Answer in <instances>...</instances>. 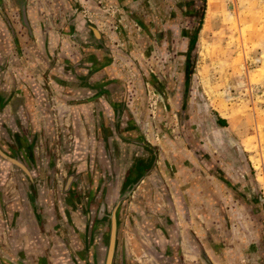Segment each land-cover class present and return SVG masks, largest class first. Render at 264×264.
<instances>
[{"label":"crops","instance_id":"1","mask_svg":"<svg viewBox=\"0 0 264 264\" xmlns=\"http://www.w3.org/2000/svg\"><path fill=\"white\" fill-rule=\"evenodd\" d=\"M0 1L15 33L0 17V148L18 155L35 183L0 159V264L92 263L87 237L83 256L76 249L79 207L92 199L85 190L105 191L110 207L131 179L115 264H260L261 222L211 171L225 162L232 174L224 182L243 190L234 146L247 151L211 103H186L184 61L201 47L206 22L207 48L226 51L225 84L240 78L263 89L247 108L264 124V75L253 84L247 70L251 62L252 71L264 68V0H228L225 15L221 0H206L203 16L202 0ZM229 19L240 22L237 32ZM238 51L245 57L234 70ZM194 63L192 83L203 89ZM158 100L175 104L178 127L159 120L153 128V109L159 119L168 112ZM208 110L212 123L191 121ZM209 128L212 136H200Z\"/></svg>","mask_w":264,"mask_h":264},{"label":"rangeland","instance_id":"2","mask_svg":"<svg viewBox=\"0 0 264 264\" xmlns=\"http://www.w3.org/2000/svg\"><path fill=\"white\" fill-rule=\"evenodd\" d=\"M228 0H221V2L218 4V8L219 11L218 13H223V15H225L224 13V9L226 8L224 5ZM230 4H232V2H230ZM202 5V4H201ZM202 7V6H201ZM205 10H206V0H205ZM205 13V11H204ZM222 17V16H221ZM228 18V17H227ZM224 20V19H223ZM221 20L220 25L223 26L225 25V22ZM230 20V19H229ZM231 23H227L226 25L231 26L233 29H235V32L238 31V26L240 24V22L238 21V19H231L230 20ZM206 23V22H205ZM204 24L205 30H204V38L201 40V47L199 49L194 50V55L192 56L193 58L185 60L184 63L185 65H189L188 66V70H187V99H186V103L188 105H190L191 108H198L197 104H201L203 109H209L208 107V103H211L212 106H214L217 110L218 113H221L222 116H226L227 120L229 121L228 123V128L230 130V133L232 135H234L236 137L237 142H239L240 144H243V147L246 149L247 153H245V155L241 156V152H239V150H237V145L234 146V149L237 151V156L234 158L237 160V166L242 165L243 167L240 168L239 166V173H235L233 171L234 176L237 177V183H239L240 181L243 183V190L245 195L249 196L247 197L249 202L254 201L258 207V216H256V213H253V210L251 209L250 206H247L248 209V215H249V220H251V222L253 221L255 224V220H258V223L261 222L260 224H262V228L264 231V124L259 120V115L260 112L258 110H255L253 108H247V106H249L250 103V96L251 94L253 95L252 97H256L257 96H261L263 89L261 87H255V89H253V92L250 91V89H248V84L246 83L245 80V75H243L244 77V84H240L239 81H241V79L239 78H234L232 84H225L226 81L225 79L227 78L225 76V71L229 68V62H226L227 60H225V50L223 49H215L214 47H212L211 49L207 48V45L205 43V41L207 40V31H208V27L210 26L209 24L206 26ZM246 32V28L242 29L241 33H240V37L238 36L236 41L237 43H240L241 39L244 37ZM212 36V35H211ZM217 38H222V35H217ZM238 46H240V44H238ZM259 52V51H258ZM258 55V54H257ZM237 56V57H236ZM236 56L234 58H236L233 62V69L235 70L237 66H239V63L241 62V60L245 57L244 53L242 54V51H238V53L236 54ZM227 58V57H226ZM233 58V59H234ZM232 59V60H233ZM189 62V63H188ZM191 62H195L194 63V70L193 73L195 74V68L197 67V62L200 63V66L198 67V71H199V77L201 79V84L203 86V89L205 88V92H204V96H202L201 93H203V89H199L198 88V84L197 81L195 80L194 83L193 82V77H191V72H190V68H191ZM253 68H255V62H251L250 64H248V68L247 70H250L251 72H254L255 75L251 76L250 82L251 83H259V77L261 78V76L264 75V68L259 69L257 71H252ZM230 70H231V66H230ZM246 71V69H245ZM233 73H237L236 71ZM258 77V78H256ZM233 78V77H232ZM243 82V80H242ZM240 85V86H239ZM229 86H231V92H232V97L229 93ZM262 90H260V89ZM226 89V90H225ZM231 97V98H230ZM260 98V97H259ZM155 101V98L153 99ZM231 102V105L228 103ZM258 102V101H257ZM156 103H158V105H162V109L161 111H168L166 112L164 115H162L161 113V117L159 119L158 117V111H156V109H153V111H155V116L153 119H151V122L153 123V128H155L156 125L159 124V120L161 122H163L166 125H172L174 126V128L178 127L177 126V119L178 117L176 116V108H175V104L171 105L172 108L165 109L164 108V103L163 101H157ZM261 103V102H258ZM153 107H156V104H153ZM259 108V107H258ZM172 110V113L171 111ZM170 111V112H169ZM168 115V116H167ZM167 116V117H166ZM215 119V115L213 114L212 111H205L204 115H198L196 117H194L191 121L193 123H200V122H204L207 124H210L214 121ZM236 129V130H233ZM241 129H243L244 131H242ZM246 129V130H245ZM241 130V131H239ZM203 131V130H201ZM207 132V133H206ZM205 134H203L202 132H200V136H212L210 135L212 133V131L210 130V128L208 130H206ZM172 135H174L176 138H181V135L179 136L178 133H175L174 131H171ZM237 134V135H236ZM163 136V135H162ZM161 138L164 139V136ZM223 139V136L221 137ZM245 157L247 159H245ZM233 170L237 169V166L233 165V163H231ZM12 168L15 169V171L19 172V174L23 175L26 178V175L20 171L19 169H17L16 167H14L13 165L11 166ZM246 168V169H245ZM241 175V177H240ZM235 177V178H236ZM54 186V183H52ZM240 185V184H239ZM56 186V183H55ZM242 190V191H243ZM85 194L87 195V189L85 190ZM102 196H100V198L97 200V202L95 201L93 205H88V207L86 206V211L84 212L83 210H79L78 212V216L79 218H81V222L83 223V227L81 228V231L78 230L77 234V238H76V249L79 250V253L81 256H83V250L85 247V243H84V237H87V243L86 245L88 246V248L90 247L89 244V230L85 231L84 230V223H85V219H91L92 217H97V210L98 207L100 205V203H104V207L106 206V215H110L111 211L113 210V205H115V202L117 201V199L121 196L119 195L115 201L114 204H111L110 207L107 206V193L104 191L103 193H101ZM130 195V193H129ZM128 195V196H129ZM127 196V197H128ZM84 198V196H83ZM98 198V197H97ZM96 198V199H97ZM232 199H234V197H231ZM94 200V199H92ZM228 202V197L227 200ZM96 203V204H95ZM121 207L120 206V210H119V217L121 215ZM91 213V215L89 214ZM252 216V217H251ZM257 217V218H256ZM107 218V217H106ZM105 218V219H106ZM263 222V223H262ZM109 222H108V218L106 219V221L103 224V229H102V237H100L101 239V244H104L105 247H103L102 249V253L100 254V256L98 254H96L97 256L95 257V259H93V262H89V264H103V259L105 256V248H106V244H107V238H108V228H109ZM255 226V225H253ZM259 228V227H258ZM261 228V229H262ZM256 229V228H255ZM258 229V233H259ZM254 231H251V233ZM95 236L94 232L92 233V236ZM90 236V237H92ZM92 248V247H91ZM253 249V251H256V247H250ZM246 249H249L246 248ZM245 249V250H246ZM261 249H257L256 252H259ZM262 251V250H261ZM78 252V251H77ZM262 254V253H261ZM264 254V253H263ZM251 257L250 254L248 256V258L250 259H255V256L257 255V253L255 252H251ZM259 255V262L260 260V252L258 253ZM256 260V259H255ZM248 264H252L251 262H249Z\"/></svg>","mask_w":264,"mask_h":264},{"label":"flooded vegetation","instance_id":"3","mask_svg":"<svg viewBox=\"0 0 264 264\" xmlns=\"http://www.w3.org/2000/svg\"><path fill=\"white\" fill-rule=\"evenodd\" d=\"M188 59L190 60L191 59V57L190 56H188ZM139 142H140V140H139ZM140 144V143H139ZM141 145V144H140ZM149 147H151L152 149H154L152 146H150L149 144H147ZM142 147H144V148H146V149H148L147 147H145V146H142ZM0 150L1 151H7V150H3L2 148H0ZM7 153H9V154H12V155H14L13 153H11V152H9V151H7ZM14 156H16V155H14ZM18 159H19V156L17 155L16 156ZM0 159L3 161V162H6L7 164H9L10 166H12V164L11 163H9L8 161H6L5 159H3L1 156H0ZM219 159H221V158H219ZM20 161H21V159H19ZM22 162V161H21ZM218 163V162H217ZM22 164L26 167V165L22 162ZM217 167H215V166H212L211 168V171L213 170L214 172H218V173H213L215 176H216V178H217V180H219L221 183H223V184H225L226 185V187L234 194V196L239 200V201H242L243 203H246V204H248V205H250V207H251V209L253 210V213L255 214L256 213V211H255V209H254V206L255 205H253V203L251 204V201L249 202V200H248V198H246V195H245V193H244V191H240L238 188H236V187H231L232 186V184L231 183H229L228 184V182H229V180H228V182H224V179H223V174L224 175H227V174H232L229 170H230V167H229V165L227 164L226 165V163L224 162V164L222 165V164H217L216 165ZM219 167V168H218ZM27 168V167H26ZM216 168V169H215ZM217 168H218V171H216L217 170ZM28 170V169H27ZM21 171V170H20ZM28 172H29V177L26 175V178H27V181H28V183L31 185V186H34V181H33V178H32V176H31V173H30V171L28 170ZM70 177H72V176H70ZM95 182V181H94ZM93 182V183H94ZM93 186V184H91L90 183V185H89V189H88V191H87V195H85V196H87L86 198L88 199V198H92V199H94V200H92L91 199V203H90V205H93L94 204V202L95 201H97L99 198H100V196H102L101 194H94L93 193V190H92V187ZM135 187H136V183L134 182V180L133 179H131V181L125 186V188L122 190V192L120 193V195H123L124 194V192L126 191V190H130V193H132L133 191H134V189H135ZM77 195H79L82 199H84L83 198V196H81V190L79 189V191H78V194ZM98 197V199H96ZM127 198V197H126ZM126 198L123 200V202H122V204L124 203V201L126 200ZM78 199V198H77ZM121 204V205H122ZM113 207H114V205H113ZM98 209H100L101 211H103L102 210V203L99 205V207H98ZM79 210H83V206H80L79 207ZM106 206L104 207V211L106 212ZM84 212L86 211V204H85V208H84V210H83ZM258 212V211H257ZM90 215H91V213H89ZM256 215L258 216V213H256ZM106 217H103V218H95V217H93V219H85V226H84V230L85 231H87V230H89V244H90V246L92 247V248H94L95 250V253L96 254H98L99 256H100V254L102 253V249H103V247H105L104 246V244H101V239H100V237H102V229H103V224H104V222L106 221V219L108 218H106ZM108 222H109V226H110V219L108 218ZM120 224V221H119V223H118V229H117V235H116V242H115V251H114V257H113V263L112 264H115V256H116V253H117V241H118V232H119V225ZM262 228V226H261V224H260V231H261V242H262V246H261V250H263L264 251V231L261 229ZM110 229V227L108 228V230ZM94 232V234H95V236L93 235L92 236V233ZM90 236H92V237H90ZM90 239H92V240H90ZM108 239H109V231H108V238H107V244H108ZM107 244H106V248H107ZM106 248H105V253H106ZM78 253H79V250H78ZM103 254V253H102Z\"/></svg>","mask_w":264,"mask_h":264},{"label":"water","instance_id":"4","mask_svg":"<svg viewBox=\"0 0 264 264\" xmlns=\"http://www.w3.org/2000/svg\"><path fill=\"white\" fill-rule=\"evenodd\" d=\"M0 17L3 19V21L6 23L7 27L11 31L12 36L15 38V33L14 29L7 17V15L4 12V7L2 2L0 1ZM141 145L147 147L149 150L154 152V150L147 145V143L143 140V137H140V142ZM0 156L11 163L14 167L17 169L21 170L25 175L29 177V172L27 168L22 164V162L14 155L7 153V151H1L0 150ZM93 193L96 190V186L93 185L92 187ZM130 190H126L123 195H121L117 201L115 202V205L113 207V210L111 211L110 215H106L104 211V203H102V210L100 209L97 210V217L96 218H103V217H108L110 219V229H109V239H108V244L106 248V253L103 259V264H112L113 263V257H114V251H115V242H116V235H117V229H118V223L120 221L119 217V210L120 206L123 202V200L129 195ZM95 194V193H94ZM100 203V204H101ZM260 264H264V254L260 253Z\"/></svg>","mask_w":264,"mask_h":264},{"label":"trees","instance_id":"5","mask_svg":"<svg viewBox=\"0 0 264 264\" xmlns=\"http://www.w3.org/2000/svg\"><path fill=\"white\" fill-rule=\"evenodd\" d=\"M205 0H202V9H201V15L200 16H203V11H204V9H205ZM201 19H202V17H201ZM201 20H200V23H199V25L197 26V27H195V32H197V31H199V29L201 28Z\"/></svg>","mask_w":264,"mask_h":264}]
</instances>
